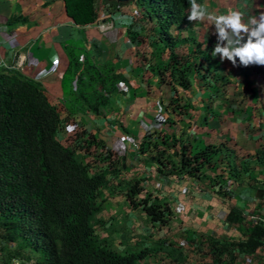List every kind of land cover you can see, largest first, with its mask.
I'll return each mask as SVG.
<instances>
[{
	"label": "crops",
	"instance_id": "1",
	"mask_svg": "<svg viewBox=\"0 0 264 264\" xmlns=\"http://www.w3.org/2000/svg\"><path fill=\"white\" fill-rule=\"evenodd\" d=\"M102 2L107 8L96 23L76 25L66 15L61 0H0V71L41 85L64 124L57 134L60 143L75 147L84 158L96 153L113 160L115 171L107 175L99 210L102 218L111 217L95 228L101 230L98 237H105L103 231L115 224L112 218L117 213L139 210L128 206L115 190L123 189V180L141 178L140 196L151 193L168 204L171 218L167 225L175 224L183 240L199 243L212 238L236 243L243 239L251 224L248 216H264V66L233 67L227 60L221 62L212 54L214 26L205 19L190 22V28L209 60L201 61V70L193 74L188 89L160 83L168 49L151 35L154 24L138 23L130 0L117 1L119 5L97 0L96 5ZM201 5L216 14L240 10L245 22L264 12V0H203ZM129 15L134 17L131 23L127 22ZM122 22L127 26H121ZM169 31L178 39L187 32L183 25L172 26ZM192 47L181 42L173 45L180 54L190 53ZM67 48L85 49L97 61L110 62L122 75L123 81L107 96L108 104L101 113L80 106L74 113L66 112L61 76L67 66ZM70 125L73 131L68 132ZM152 132L197 149L225 144L235 163L246 164L249 169L238 179L226 181L227 196L206 182L160 175L145 147L146 136ZM140 143L142 149L138 151ZM231 206L240 210L241 219L229 226L224 217ZM153 224L149 221V226ZM154 226L159 231L165 227ZM231 252L234 259L230 264H264V244L251 254L237 253L234 247Z\"/></svg>",
	"mask_w": 264,
	"mask_h": 264
},
{
	"label": "trees",
	"instance_id": "2",
	"mask_svg": "<svg viewBox=\"0 0 264 264\" xmlns=\"http://www.w3.org/2000/svg\"><path fill=\"white\" fill-rule=\"evenodd\" d=\"M61 1L74 24L97 22V0ZM202 1L196 0L200 5ZM130 2L136 9V21L153 23L151 35L168 49V63L159 82L188 89L193 74L201 70V61L209 60L199 49L187 20L189 0ZM175 25L187 30L183 38L170 34ZM177 42L192 44L191 52H175L173 45ZM66 56L67 66L61 76L66 112L74 113L80 106L101 113L108 104L107 96L123 81L122 75L114 71L110 62L97 61L85 49L67 48ZM63 129L57 109L47 101L37 81L0 71V243H16L17 249L26 248L36 254L34 260L23 264H146L143 259L159 251L177 262L182 257L181 249H164L163 241L153 247L119 252L95 234L92 220L105 198L102 189L108 184L107 175L115 171L111 167L113 160L91 170L77 160L74 147L60 143L57 134ZM146 137L147 155L156 164L157 173L206 182L222 195H228L226 181L238 179L249 169L246 164L235 163L231 149L222 143L197 149L180 140L169 141L158 133ZM141 146L140 143L138 151ZM141 181L123 180V189L115 192L124 196L128 206L141 210L158 229L166 226L171 218L168 204L151 193L140 196ZM240 219V210L229 207L224 217L226 224L234 225ZM263 238L264 226L251 223L245 237L236 243L207 238L198 244L203 245L201 251L215 264H230L234 259L231 247L237 253L251 254L264 244ZM189 242L194 243V239ZM19 250L8 251L10 261L16 259Z\"/></svg>",
	"mask_w": 264,
	"mask_h": 264
},
{
	"label": "rangeland",
	"instance_id": "3",
	"mask_svg": "<svg viewBox=\"0 0 264 264\" xmlns=\"http://www.w3.org/2000/svg\"><path fill=\"white\" fill-rule=\"evenodd\" d=\"M75 148V147H74ZM99 153V152H98ZM99 155V154H98ZM92 158H84L76 153V158L83 164L88 165L91 170H95L98 167H104V162L107 160L105 155L97 156L93 153ZM119 217L117 218V215ZM102 218L100 211L97 212L92 220L93 228L96 235H100V231L95 228L101 223H106L110 221L109 218ZM115 224L111 225L108 229L103 231L106 235L104 239L112 249L122 252L124 250H138L143 246L153 247L154 245L163 241L166 248L169 246L168 243L176 246L174 248H180L182 251V257L175 262L170 256L164 252H158L155 254L147 255L143 261L146 264H215L212 262L202 251L204 250L203 245L198 243H190V239L184 238V240L177 235L175 224L166 225L160 231L153 226H149V221L143 216V213L139 210L131 211L130 213L119 212L113 216ZM119 220L120 223H116ZM102 233V232H101ZM120 234V235H119ZM101 237V236H100ZM4 248L0 251L1 260L0 264H23L25 262H30L34 260L36 254L29 251L26 248L17 249V244H6L0 243ZM19 250V255H16L14 261H10L7 257L8 251L14 252ZM202 250V251H201ZM224 264V263H222Z\"/></svg>",
	"mask_w": 264,
	"mask_h": 264
},
{
	"label": "clouds",
	"instance_id": "4",
	"mask_svg": "<svg viewBox=\"0 0 264 264\" xmlns=\"http://www.w3.org/2000/svg\"><path fill=\"white\" fill-rule=\"evenodd\" d=\"M189 3V22L207 19L213 24L212 35L216 40L212 54L218 55L221 62L227 60L233 67L264 66V12L245 22L240 10L216 14L196 0H189ZM67 131H73V126H68Z\"/></svg>",
	"mask_w": 264,
	"mask_h": 264
},
{
	"label": "built area",
	"instance_id": "5",
	"mask_svg": "<svg viewBox=\"0 0 264 264\" xmlns=\"http://www.w3.org/2000/svg\"><path fill=\"white\" fill-rule=\"evenodd\" d=\"M107 8V6L105 5V3L102 2L101 6L100 5H96V9H97V12H98V19L97 21L99 20V17L103 14L104 10ZM134 20V17L132 15H129L128 16V21L129 23H131L132 21ZM124 22L120 23L121 26H127L125 24H123ZM42 75L45 74V72H42L41 73ZM107 154V153H105ZM108 155V154H107ZM110 156L108 155L107 159H109ZM248 220L251 222V223H260L261 225L264 226V216H260V215H257V214H250L248 216ZM264 240V238H263ZM15 259H12V261H14Z\"/></svg>",
	"mask_w": 264,
	"mask_h": 264
},
{
	"label": "water",
	"instance_id": "6",
	"mask_svg": "<svg viewBox=\"0 0 264 264\" xmlns=\"http://www.w3.org/2000/svg\"><path fill=\"white\" fill-rule=\"evenodd\" d=\"M117 1H125V0H117ZM257 192H259V191H257Z\"/></svg>",
	"mask_w": 264,
	"mask_h": 264
}]
</instances>
